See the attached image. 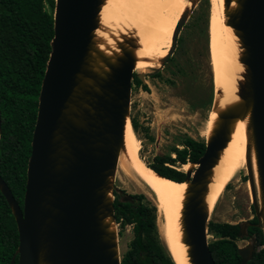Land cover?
<instances>
[{
	"label": "water",
	"instance_id": "95a60500",
	"mask_svg": "<svg viewBox=\"0 0 264 264\" xmlns=\"http://www.w3.org/2000/svg\"><path fill=\"white\" fill-rule=\"evenodd\" d=\"M105 1L54 0L53 36L38 95L22 207L0 176V193L18 232L9 264H15L16 257V264H120L114 192H120L123 202L133 199L114 183L130 121L133 74L144 81V72H135L138 43L133 30L111 35L115 48L97 35ZM189 1L156 70L173 54L198 0ZM224 15L238 38L243 72L236 100L219 108L213 99L211 110L217 116L205 150L180 181L186 183L180 225L189 264H216L208 246L206 195L213 167L238 120L246 121V176L264 235V0H224ZM239 225L241 237L248 236L251 223ZM255 243L251 237L238 247L239 264L252 258Z\"/></svg>",
	"mask_w": 264,
	"mask_h": 264
},
{
	"label": "trees",
	"instance_id": "16d2710c",
	"mask_svg": "<svg viewBox=\"0 0 264 264\" xmlns=\"http://www.w3.org/2000/svg\"><path fill=\"white\" fill-rule=\"evenodd\" d=\"M45 1L0 0V176L21 207L38 95L53 36V15L43 10ZM48 1L54 8V0ZM153 74H159V70ZM132 83L147 89L135 73ZM130 122L135 130V118L130 117ZM183 145L182 149L174 150V157L155 155L148 166L164 177L183 181L185 170L173 167L174 164L198 160L205 150V142L188 138ZM131 197L133 201L123 202L115 196L113 202L116 222L133 225L132 248L121 264H177L167 246L166 253L158 237L149 235L155 229V221L151 209L142 202L144 194H132ZM250 207L253 218L248 220L251 225L247 233L256 243L247 264H264V235L257 226L253 206ZM209 228L216 235L208 245L215 263L239 264L237 240L246 238L241 237L239 223L210 222ZM17 245L16 223L0 193V264H9Z\"/></svg>",
	"mask_w": 264,
	"mask_h": 264
},
{
	"label": "rangeland",
	"instance_id": "374dc122",
	"mask_svg": "<svg viewBox=\"0 0 264 264\" xmlns=\"http://www.w3.org/2000/svg\"><path fill=\"white\" fill-rule=\"evenodd\" d=\"M43 10L53 15L54 8L48 0L44 2ZM222 18L220 0H198L180 29L173 54L160 66L159 74H153L158 67L144 72L146 90L132 84L130 117L137 122L134 131L140 141V155L145 162L152 163L155 155L174 157V150L182 149L188 138L205 142L207 119L211 116L214 118L215 114L211 110L213 99L218 100L210 61L211 27ZM187 163L190 164V161ZM174 167L182 170L183 164L176 162ZM246 174V169L238 173L216 203L208 219L209 243L216 239L209 228L210 222L241 223L253 218ZM114 185L129 194H144L142 202L151 209L155 221V229L149 235L158 237L160 246L166 252L158 230L159 206L154 195L122 173L117 174ZM116 229L121 264L132 248L133 225L116 222ZM248 241L237 240V245L245 246Z\"/></svg>",
	"mask_w": 264,
	"mask_h": 264
},
{
	"label": "bare ground",
	"instance_id": "6f19581e",
	"mask_svg": "<svg viewBox=\"0 0 264 264\" xmlns=\"http://www.w3.org/2000/svg\"><path fill=\"white\" fill-rule=\"evenodd\" d=\"M220 5L223 18L220 22L218 20L213 23L211 27L210 61L216 99L218 104L222 101L221 107H224L238 98L237 82L241 79L243 66L239 62L238 38L232 28L225 23L224 0H220ZM188 6L189 0H106L100 11L101 28H98L96 33L115 48L111 35L133 30L138 43L135 70L145 72L149 68L157 67L158 59L167 53L177 21ZM218 91H221V97ZM216 116L215 112L214 118L211 116L207 119L205 137L210 133ZM124 146L118 158L115 179L117 180L118 173H122L138 182L146 192L154 195L159 206L158 229L163 242L177 264H189L187 247L181 241L180 225L186 183L161 177L149 168L140 155V141L130 121L127 122L124 131ZM246 146V121L238 120L217 164L213 167L206 195L209 217L213 214L226 186L237 178L238 173L247 170ZM251 161L256 180L253 152ZM189 166V163L183 164L182 170Z\"/></svg>",
	"mask_w": 264,
	"mask_h": 264
},
{
	"label": "flooded vegetation",
	"instance_id": "af4514ba",
	"mask_svg": "<svg viewBox=\"0 0 264 264\" xmlns=\"http://www.w3.org/2000/svg\"><path fill=\"white\" fill-rule=\"evenodd\" d=\"M134 75V74H133ZM142 81V80H141ZM144 81H145V79H144ZM144 81H142V82H144ZM145 83V82H144ZM132 84H134V83H132ZM136 84V83H135ZM140 86V85H139ZM142 87V86H141ZM174 167V166H173ZM123 192H125L124 190H122ZM116 193V195H114V198H115V196L117 197V198H119V197H121V195H120V192H115ZM132 194H130V196H131ZM246 238V240H249L251 237L252 238H254L253 236H245ZM239 240H243V239H239Z\"/></svg>",
	"mask_w": 264,
	"mask_h": 264
},
{
	"label": "clouds",
	"instance_id": "9594fccd",
	"mask_svg": "<svg viewBox=\"0 0 264 264\" xmlns=\"http://www.w3.org/2000/svg\"><path fill=\"white\" fill-rule=\"evenodd\" d=\"M169 165V164H168ZM252 205V204H251Z\"/></svg>",
	"mask_w": 264,
	"mask_h": 264
}]
</instances>
